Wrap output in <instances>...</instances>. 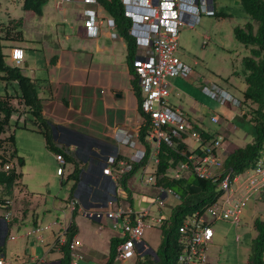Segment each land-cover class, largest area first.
Returning a JSON list of instances; mask_svg holds the SVG:
<instances>
[{"label": "crops", "instance_id": "crops-1", "mask_svg": "<svg viewBox=\"0 0 264 264\" xmlns=\"http://www.w3.org/2000/svg\"><path fill=\"white\" fill-rule=\"evenodd\" d=\"M22 4L23 0H0V23L5 26L8 24L11 32L13 26H16V30L21 31L19 39L2 41L6 46V52L3 49L2 51L9 59L10 47L20 46L24 50L22 63L15 67L20 68L24 75L36 81L42 113L52 124L51 132L56 146L65 147L74 154L75 162H67L61 175L56 173L60 177L61 183L69 179L72 180L71 193L63 203L70 212L67 224L71 221L73 212L79 214L77 210L70 209L68 203L71 199H76L77 206L84 209L107 210L115 209L118 206L123 208L127 206L138 211L148 208L150 217L160 219L159 222H155L158 230L152 240L143 233L142 239L145 247L137 246L132 264H135L137 257H141L143 254L155 256V251L161 240L159 224L170 214L163 215L162 206L158 204L157 210L153 212L150 203L146 202V198L150 195L138 189L134 190L131 186L130 181L134 171L139 170L141 176L143 168L137 166L124 180V186L122 179L126 175L119 179L117 186L110 175L102 173V167L108 155L117 154L127 157L131 153L129 147L118 143L114 132L122 131L131 139H137L138 127L142 122V114L138 107L139 96L133 83L135 76L132 74L128 62L125 39L119 34L114 19L107 12L101 0H96L95 3L82 0H44L41 13L24 9ZM86 9L94 10L98 15L95 34H86L84 27V11ZM178 56L185 62L181 55L178 54ZM5 62L11 65L10 61L5 60ZM0 75H2L1 72ZM203 79L205 78L195 71L194 75L188 78H171L169 93L171 91V95L182 96L180 93L185 92L184 98H189V94L186 92L191 91L192 94L194 89L195 92L202 93L200 85ZM0 80L2 79L0 78ZM11 82L16 84L15 81ZM139 93L141 96L140 88ZM189 100L191 108L203 109L202 102H200L202 97ZM167 101L189 117V114L179 106L177 101L170 102L168 99ZM22 115H26V113L19 114L17 120ZM212 115L214 113H209V120ZM216 115L218 116L217 122L211 120L210 122L218 123L219 115ZM232 126L224 123L222 134ZM218 130L219 128L210 127L203 131L211 134ZM235 147L237 146L221 147L225 151L224 153L222 151V157L224 158ZM75 167L79 170L76 180L71 175ZM150 168V166L147 167L146 172ZM157 185L159 184L151 185L152 187H148V189L156 194V191L159 192ZM25 190L20 179L11 185L0 182V258L7 264L19 259L17 255V257H13L9 240L14 237L13 231L17 228L13 211L14 202L17 198L26 196L27 191ZM5 199L11 200V207L4 205ZM165 202H168V198ZM8 209L11 211V216L5 218V212ZM22 213L25 214L24 209ZM60 214H65L62 208L57 215ZM74 221L77 226L74 236L79 238L80 224L78 221ZM97 222L104 223L107 228L109 227L108 241L111 237L120 238L121 219H118L116 224L113 219L106 217ZM33 223L37 226L35 219ZM56 238H54L50 250L59 251L54 245ZM81 244L84 259L104 264L108 251L106 254H100L97 248L90 245L85 246L83 242ZM25 252L26 249H24ZM8 253H10L9 256ZM60 256L61 254L49 264H57ZM32 257L36 256L27 254L22 259Z\"/></svg>", "mask_w": 264, "mask_h": 264}, {"label": "built area", "instance_id": "built-area-1", "mask_svg": "<svg viewBox=\"0 0 264 264\" xmlns=\"http://www.w3.org/2000/svg\"><path fill=\"white\" fill-rule=\"evenodd\" d=\"M68 1V0H67ZM96 2V0H82ZM123 15L129 20L128 33L134 40L137 54L132 65L141 91L139 108L142 119L147 124L145 135L148 151L138 139H131L122 131L114 132L118 143L129 147L127 157L117 154L108 155L102 167V173L108 174L118 186L119 179L130 172L134 165L143 168L140 180L144 184H156V167L159 163L161 145L164 144L180 158L174 165L168 166L164 176L169 179L186 178L192 174L199 179L211 180L217 184L218 194L207 205L185 216L177 227L179 251L177 264H207L208 246L214 232L211 224L216 220H226L237 225L240 213L251 196L264 191V159L241 172H234L223 166L224 158L219 150L224 137L221 133H209L199 129L182 110L167 101L171 87V78H188L194 75L190 65L177 54L179 33L183 26L193 27L202 15L213 16L217 13L216 0H120ZM98 15L94 10L84 11L86 34H95ZM24 52L20 46L9 49V61L18 66L23 61ZM200 90L220 103H229L240 107L241 100L231 95L216 82L203 79ZM217 122L216 114L210 117ZM190 139V142L188 141ZM57 162L56 173L64 171L65 158L54 153ZM11 162L1 165L3 170L12 167ZM151 167L146 172L147 167ZM160 196L158 205H164L168 195L179 198V194L170 187L157 185ZM10 199L4 200L9 206ZM72 211L77 210L84 217L101 221L104 217L117 223L121 219L120 242L116 246L114 260H129L136 254L137 246L145 247L143 233L160 219L150 217L148 208L134 211L131 207L118 206L115 209L95 210L77 206L76 199L69 201ZM11 211L5 212L10 218ZM114 224V226H116ZM49 227V225L47 226ZM36 227L34 232H39ZM65 227L63 228L64 235ZM41 239V236H38ZM238 239V237H236ZM64 237L60 239V242ZM81 241L73 236L69 243V264H80L83 258ZM0 264H7L0 258ZM8 264H46L42 258L32 257L16 259Z\"/></svg>", "mask_w": 264, "mask_h": 264}, {"label": "rangeland", "instance_id": "rangeland-1", "mask_svg": "<svg viewBox=\"0 0 264 264\" xmlns=\"http://www.w3.org/2000/svg\"><path fill=\"white\" fill-rule=\"evenodd\" d=\"M215 6L217 12H223L225 16L203 15L193 27L183 26L179 33L178 54L191 66L193 71L207 80L218 83L231 95L241 100V90L245 87L241 58L248 53V50L235 38L233 27L242 26L248 20V16L243 11L239 0H216ZM3 51L6 52V46L3 47ZM5 60L9 61L7 56ZM16 89L17 86L13 82L5 83L0 80V95L6 92L15 93ZM194 90L192 94L191 91L186 92L189 98H184L185 92L180 93L182 96H177L171 95L170 91L167 99L170 102L177 101L199 129L219 128L215 133L222 134L224 123H228L229 126L233 125L231 129L223 133L224 135L222 134L225 137L222 148L229 145L242 146L252 140V123L242 116L239 107H233L229 103H220ZM197 97H202L200 102H202L203 109L195 110L189 106V99ZM209 113L219 115L218 123L210 122ZM17 116V113L11 116L6 133L14 132L17 153L24 158V164L21 167L15 166L22 173L20 183L26 189L27 194L24 198H17L14 202L13 211L17 228L13 231L14 237L9 240L10 250H13V257L17 255L19 258H24L27 254H31L42 258L46 264H49L60 255L59 251L49 248L55 237L62 239L64 236L62 228L69 221L70 212L63 203L71 193L72 180L60 182V177L56 175L57 163L53 152L45 147L42 135L30 129L32 124L27 114L22 115L19 120ZM16 120L17 126L15 125ZM23 124L25 128L22 127ZM188 141L191 143L190 139ZM222 151L223 149L220 148L221 156ZM262 158L264 159V155ZM139 173V170L134 171L130 181L131 186L134 190L138 189L150 195L146 198V202L150 203L152 211L155 212L157 210L156 198L160 192L155 189L157 195L151 192L148 187L152 186L142 183ZM189 177L193 178L192 174ZM17 194L20 193L17 192ZM167 198L168 202H165L164 206L159 205L162 206L161 212L166 216L170 214L171 207L179 201V198L171 195ZM9 206L11 207L12 203ZM60 206L65 214L57 215L61 209ZM23 209L25 214L22 213ZM257 214L264 215V192L248 199L240 213V221L237 225L226 220L214 221L211 224L214 235L208 246L207 264H247L251 241L255 235L252 220ZM34 219L37 221V226L33 223ZM74 220L80 224L78 235L80 239H78L83 242V245H90L97 248L100 254H106L109 227L107 228L104 223L84 218L80 214H76ZM48 225L50 228L47 227ZM36 227L40 228L38 233L34 232ZM157 230V225L154 223L152 227L145 229L144 235L146 234L152 240ZM38 235H42L41 239ZM24 249H26L25 253ZM134 258L129 261L117 260L115 264H132ZM80 264L99 263L84 259L83 253Z\"/></svg>", "mask_w": 264, "mask_h": 264}, {"label": "trees", "instance_id": "trees-1", "mask_svg": "<svg viewBox=\"0 0 264 264\" xmlns=\"http://www.w3.org/2000/svg\"><path fill=\"white\" fill-rule=\"evenodd\" d=\"M43 2L44 0H23L22 7L41 13ZM101 2L114 19L119 34L126 41L128 62L131 72L135 76L132 65L135 56V44L128 33L129 20L123 15V6L120 0H101ZM239 3L248 16V20L242 26L233 27L235 38L248 50V53L241 58L245 87L241 90L240 108L242 116L252 123L253 135L250 142L235 147L224 157L223 166L234 172H241L250 168L257 159L262 158L264 155V0H239ZM217 14L225 16L223 12H217L215 15ZM8 27V24L5 26L0 23V72L2 74L0 78L6 82L15 81L17 90L16 93L6 92L0 95V182L11 185L21 177V172L17 171L15 165L21 167L24 164V158L17 153L15 147L14 132L6 133L10 118L14 113H17V115L26 113L32 124L30 129L39 132L43 136L46 148L54 153H61L66 163L75 162V157L67 148L56 146L51 132L52 124L42 113L36 81L24 75L20 68L5 62L2 41L17 40L21 37V31L16 30V26H13L12 32ZM133 83L139 96V107L141 96L136 76ZM140 113L142 114L141 110ZM15 125H18L17 120ZM22 127L25 128L26 126L23 124ZM146 132L147 124L142 119L138 127V139L148 151L149 146L145 139ZM179 158L164 144L161 145L159 163L155 171L156 183L172 188L179 194L180 199L172 207L169 217L162 219L159 224L161 240L155 251V256L143 254L141 257H137L135 264H177L176 257L179 251L177 227L186 215L209 204L218 194L217 184L211 180L199 179L195 176L179 179L165 177L164 173L168 166L174 165ZM145 161L146 158L140 164H144ZM6 162H12L13 165L11 168L3 170L1 165ZM140 164H135L133 169L125 174L126 176L122 179L123 186L124 180ZM78 171L75 167L71 173L75 180ZM75 214L73 212L71 221L65 227L64 240L60 242L59 237L55 240L54 245L57 246L61 254L57 264H69L68 243L77 231L73 219ZM252 228L255 235L251 241L247 264H264V215H255L252 220ZM119 242L120 238H110L109 250L104 264H115L114 256Z\"/></svg>", "mask_w": 264, "mask_h": 264}, {"label": "bare ground", "instance_id": "bare-ground-1", "mask_svg": "<svg viewBox=\"0 0 264 264\" xmlns=\"http://www.w3.org/2000/svg\"><path fill=\"white\" fill-rule=\"evenodd\" d=\"M203 16V15H202ZM206 17V16H205ZM215 17V16H214ZM24 51V50H23Z\"/></svg>", "mask_w": 264, "mask_h": 264}, {"label": "water", "instance_id": "water-1", "mask_svg": "<svg viewBox=\"0 0 264 264\" xmlns=\"http://www.w3.org/2000/svg\"><path fill=\"white\" fill-rule=\"evenodd\" d=\"M54 128V126L52 127V129Z\"/></svg>", "mask_w": 264, "mask_h": 264}]
</instances>
